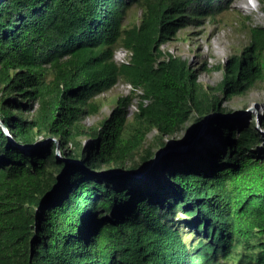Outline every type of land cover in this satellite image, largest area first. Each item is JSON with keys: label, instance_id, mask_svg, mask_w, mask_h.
<instances>
[{"label": "trees", "instance_id": "trees-1", "mask_svg": "<svg viewBox=\"0 0 264 264\" xmlns=\"http://www.w3.org/2000/svg\"><path fill=\"white\" fill-rule=\"evenodd\" d=\"M232 2L0 0V121L17 143L0 123V264H264L257 129L214 115L223 149H208L207 167L173 163L170 152L147 178L135 176L189 120L201 124L264 82V25L243 23L248 43L215 86L162 49L182 29L221 22ZM133 7L142 14L128 26ZM118 47L128 62L115 59ZM119 80L142 93L118 96L109 115L85 125Z\"/></svg>", "mask_w": 264, "mask_h": 264}, {"label": "rangeland", "instance_id": "rangeland-1", "mask_svg": "<svg viewBox=\"0 0 264 264\" xmlns=\"http://www.w3.org/2000/svg\"><path fill=\"white\" fill-rule=\"evenodd\" d=\"M141 14L140 8H131L126 15L125 24L131 26L138 23ZM243 23L264 25L263 0H256L255 6L247 3V0H233L229 9L223 11L221 22L217 23L207 19L199 26L194 25L182 29L178 32L176 39L165 43L162 49L188 59L190 64L198 70L200 82L215 86L222 80V66L226 64L229 56L248 43V29L244 27ZM122 53L123 48L118 47L115 52L116 60L119 61ZM128 86V82L119 80L110 90L98 95L97 99L101 101L102 107L97 113L86 116L83 123L87 126H94L109 115L117 97L129 94ZM136 104L137 98L134 99V103L130 107L129 120L132 119ZM222 107L223 111L212 113L211 117L218 115L223 125L231 124L237 130L241 127L257 129L260 144L256 150L259 153H264V128L262 126L264 119V82H256L246 93L225 100ZM211 127L209 119L207 122L203 120L199 125L193 120H189L172 138H167L168 148L173 149L171 151L175 155L172 162L177 164L194 162L201 167H207L209 165L208 149L213 147H218L219 150L223 149L219 135L221 131L212 133ZM200 132L203 135L197 139ZM156 133V130L151 131L147 135L146 143L151 141ZM80 140L82 144H86L90 139L88 136H82ZM185 144L189 146L178 150L180 145ZM153 150L154 155L149 163V168L144 173H138L135 176L147 178L148 173L157 167L161 159L165 157L162 156L159 161L155 162L161 152V146H155ZM106 171L107 169L102 170L103 173ZM113 172L122 173L123 171ZM123 174L127 175L126 172ZM180 217L184 218L182 214ZM182 229L187 232L190 230L186 225H183ZM191 232L189 231L187 235L189 240L195 237V234ZM228 264L241 263L238 257H235ZM245 264L248 263L245 262Z\"/></svg>", "mask_w": 264, "mask_h": 264}, {"label": "water", "instance_id": "water-1", "mask_svg": "<svg viewBox=\"0 0 264 264\" xmlns=\"http://www.w3.org/2000/svg\"><path fill=\"white\" fill-rule=\"evenodd\" d=\"M210 117H211V114H209V116H208L206 119H204L205 122H207L208 119H210ZM0 123H1V125L4 127V130L6 131L8 137L10 138V140H12V142H13L14 144H17L16 141H14L13 137L11 136V134L9 133V131H8V130L6 129V127L3 125V122L0 121ZM201 132H202V131H201ZM201 132L198 134L197 139L200 138V137L203 135V133H201ZM188 146H189V145H187V144H185V145H180V147H179L178 150L184 149L185 147H188ZM171 150H173V149H171L170 147H169V148H168V147H166V148H161V152H160V154L157 156V158L155 159V162L159 161L160 158H161L162 156H165V155H167L168 153L172 152ZM57 156H58V157H61V152H60L59 148L57 149ZM148 168H149V167H148ZM116 171H118V170H116ZM124 172H125V171H123L122 173H124ZM120 173H121V172H120ZM120 173H116V172H113V171H106V172H104V173L101 172V174H103V175H117V174H120ZM122 173H121V174H122Z\"/></svg>", "mask_w": 264, "mask_h": 264}, {"label": "clouds", "instance_id": "clouds-1", "mask_svg": "<svg viewBox=\"0 0 264 264\" xmlns=\"http://www.w3.org/2000/svg\"><path fill=\"white\" fill-rule=\"evenodd\" d=\"M247 3H250L251 5L255 6L256 0H247ZM130 56H131V53L127 49L123 48V53L121 54L119 61L118 60L117 61L118 62H128L130 59Z\"/></svg>", "mask_w": 264, "mask_h": 264}, {"label": "built area", "instance_id": "built-area-1", "mask_svg": "<svg viewBox=\"0 0 264 264\" xmlns=\"http://www.w3.org/2000/svg\"><path fill=\"white\" fill-rule=\"evenodd\" d=\"M133 90H135L138 94L142 93V90L133 87V85H132L131 83H129V86H128V91H129V93H130L131 91H133ZM138 91H140V92H138ZM145 101H146V100H145ZM131 106H132V105H131ZM134 108H135V111L138 110V108H137V104H136V106L134 105Z\"/></svg>", "mask_w": 264, "mask_h": 264}, {"label": "bare ground", "instance_id": "bare-ground-1", "mask_svg": "<svg viewBox=\"0 0 264 264\" xmlns=\"http://www.w3.org/2000/svg\"><path fill=\"white\" fill-rule=\"evenodd\" d=\"M264 135V134H263Z\"/></svg>", "mask_w": 264, "mask_h": 264}]
</instances>
